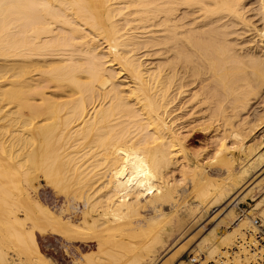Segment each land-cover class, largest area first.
<instances>
[{
  "label": "bare ground",
  "instance_id": "1",
  "mask_svg": "<svg viewBox=\"0 0 264 264\" xmlns=\"http://www.w3.org/2000/svg\"><path fill=\"white\" fill-rule=\"evenodd\" d=\"M234 203L264 221V0H0V264H248Z\"/></svg>",
  "mask_w": 264,
  "mask_h": 264
},
{
  "label": "rangeland",
  "instance_id": "2",
  "mask_svg": "<svg viewBox=\"0 0 264 264\" xmlns=\"http://www.w3.org/2000/svg\"><path fill=\"white\" fill-rule=\"evenodd\" d=\"M30 195L33 197V198H38V199H41V200H44L46 202H48V204L50 206H55L56 207V204H60L63 202V197L62 196H58L56 195L55 193H53V189L49 186H45L44 182L41 181V186L38 188V191L37 193L35 192H32L30 191ZM58 196V198H57ZM62 199V200H60ZM236 203V202H235ZM235 203L233 204L234 206V210L235 212L237 213L238 216H240L239 214H243L246 216V209L249 207L248 205L246 204H240V205H235ZM57 204V205H58ZM251 219L255 218L256 215H258L256 212L253 213V214H247ZM213 226L210 227V229L212 228ZM206 233V232H204ZM48 238V239H47ZM53 236H50V235H47V236H41L39 237V243H40V246H41V249L42 251L45 253V251H47L45 253V256L49 259L50 261V264H69L70 263V257L68 256H65L64 252H63V247L60 243V239L57 238V237H54L53 240H52ZM199 239V238H198ZM52 240V241H51ZM52 246V248H51ZM92 247V248H91ZM91 247H86L85 249L86 250H92L94 247H93V244L91 245ZM55 248V249H54ZM173 251V250H172ZM55 252V253H54ZM54 253V254H53ZM54 256V257H53ZM187 256L188 254L185 253L183 254V258L184 260H187ZM55 258V259H54ZM57 259V260H56ZM64 259V260H63ZM67 262V263H66ZM176 264H179V263H176Z\"/></svg>",
  "mask_w": 264,
  "mask_h": 264
},
{
  "label": "built area",
  "instance_id": "3",
  "mask_svg": "<svg viewBox=\"0 0 264 264\" xmlns=\"http://www.w3.org/2000/svg\"><path fill=\"white\" fill-rule=\"evenodd\" d=\"M239 215L242 217L243 214ZM252 221L256 228V233L253 243L248 244V247L255 252L256 256L248 264H264V221L259 217L253 218ZM188 260L195 261L194 258L189 259V256H187L186 261Z\"/></svg>",
  "mask_w": 264,
  "mask_h": 264
}]
</instances>
